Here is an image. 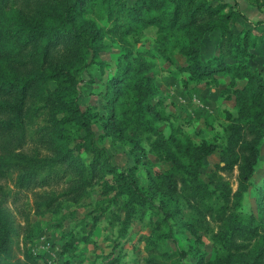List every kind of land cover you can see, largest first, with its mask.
Here are the masks:
<instances>
[{"label":"rangeland","instance_id":"1","mask_svg":"<svg viewBox=\"0 0 264 264\" xmlns=\"http://www.w3.org/2000/svg\"><path fill=\"white\" fill-rule=\"evenodd\" d=\"M202 1L183 4L184 17L192 14ZM134 2L111 0L107 7H102V0H96L76 16L77 25L98 32L100 40L95 43L96 56L89 48L80 61L68 67L80 83L67 99H78L79 108L92 122L98 146L108 150L114 165L128 170L139 160L137 176L148 196L136 204L132 220L124 225L129 198L116 196V179L110 174L99 175L77 201L62 196L73 186L72 173H62L47 187H39L45 176L40 174L29 187H20L30 157L42 160L55 155L50 145L41 142L40 134L35 135L17 151L20 156L14 159L13 167H0V204L13 225V262L148 264V259L155 257L167 263L222 264V258L232 252L234 257H241V262L251 263L257 249L264 247V222L260 221L264 138L259 162L240 208L234 205L237 200L234 194L239 188V166L246 154L239 148L236 153L228 151L232 127H238L236 138L240 137L241 145L253 140L255 133L251 129L261 121L257 111L264 100H260L257 90H252L238 103L237 91L248 87L247 80L238 79L232 84V77L224 72L196 78L184 71L189 58L182 50L184 45H192V36L176 31L162 47L165 32L161 28L154 25L130 28L125 14ZM207 3L206 11L226 5L224 13L234 9L247 16L239 15L227 22L224 45L228 47L233 38L249 35L254 47L235 59V63L247 66L264 80V0H207ZM123 5L125 9H121ZM166 8L173 14L176 5L169 3ZM207 16L203 10L200 19L208 24L219 23ZM220 39V30L204 36L200 52L203 62L219 55ZM126 56L131 61L128 65ZM141 57L144 66L139 65ZM127 69L128 77L138 71L143 73L144 83L137 86L138 78L131 83L125 80L121 87L127 93L120 92L117 101L108 104L104 95L113 79ZM73 84L62 75L52 80L50 87L73 89ZM139 91L145 95L151 110L148 117L156 131L145 127L135 130L129 122L134 104L140 99ZM39 114L40 118H34L33 131L45 127L46 133L47 127L52 126L48 110L41 109ZM62 117L58 114V118ZM112 125L119 127L115 134L109 132ZM58 127L68 137V147L88 163L92 156L85 150L79 151L77 143L84 132L68 122L59 123ZM197 148H204L205 153L199 163L191 158ZM225 157L229 159L226 161ZM171 171L178 175L171 178L175 191L149 177L158 178ZM221 184L229 185L231 202H226L225 194L217 189ZM191 185H198V193L202 195L199 199L192 196ZM216 213H224L226 219L236 223L239 234L228 239L232 230L224 229ZM252 217L257 222H252ZM239 222L244 223L245 230Z\"/></svg>","mask_w":264,"mask_h":264},{"label":"trees","instance_id":"2","mask_svg":"<svg viewBox=\"0 0 264 264\" xmlns=\"http://www.w3.org/2000/svg\"><path fill=\"white\" fill-rule=\"evenodd\" d=\"M96 0H0V167L11 168L16 157L20 156L17 151L21 150L30 138L40 134L41 142L44 141L50 145L51 150L55 152L54 156H48L42 160L35 157L29 158L27 163L28 171L20 178V187L27 188L31 183L36 182L40 174H45L39 187H47L52 181L59 179L62 173H72L70 182L73 186L62 196L70 197L77 201L82 195L88 184L92 183L99 175L110 174L116 179V196H127L126 219L123 224H128L135 213L136 204L143 198H147L145 187L142 186L137 176L139 160L128 170H121L112 163L111 155L105 147L97 144V138L92 128V122L82 112L78 105V99L69 100L68 96L73 94L74 88L80 81L70 74L68 69L72 63L80 61L87 49H93L96 56V47L100 39V34L93 29H82L77 25L76 16L82 12L88 3ZM195 0H135L131 8L126 9V17L129 20V26L143 28L154 25L165 32V37L161 39L162 47L165 48V41L170 39V35L176 31H184L185 34L192 36V45H184L183 54L189 58V65L183 69L191 76L204 78L213 73H227L232 77L231 83L236 80H247L248 87L242 91H237L236 98L240 100L246 98L253 90H257L261 101L264 99V80L260 75L252 73L245 65H238L235 59L243 57L244 54L254 47L253 41L249 35L230 40V46L225 47V34L227 22L240 15L242 18L247 16L239 11L230 9L224 13L225 6L221 5L206 11L207 0L194 7L192 14L184 17L183 4L193 3ZM111 0H102L101 6L107 7ZM176 5L175 13L170 14L167 10V4ZM191 4L187 5L190 7ZM192 7V6H191ZM110 8V6L108 7ZM121 9H125L124 5ZM208 13L212 20H218V24H208L200 18L201 13ZM233 11L235 15L233 16ZM171 15H174L172 18ZM207 16V17H208ZM133 25V26H131ZM129 28V29H130ZM128 29V30H129ZM183 29V30H182ZM221 31L219 42V55L213 57L207 62L201 58V44L207 33ZM197 44V46L193 47ZM188 44V43H186ZM68 62H67V61ZM138 60V59H136ZM230 60V61H229ZM232 61V63H230ZM130 57L126 56V65L130 64ZM139 65L143 58L139 59ZM136 70V69H135ZM128 69L118 74L110 85V90L104 95L108 104L117 101L125 80L135 82L138 78L137 86L145 81L143 73L140 71L133 73L130 77L126 74ZM65 76L73 81V89H64L58 86L51 89L52 80H58L60 76ZM73 90V91H72ZM252 91V92H253ZM140 99L134 104V110L129 122H132L135 130L150 129L152 119L148 117L151 112L149 105L145 102L142 91L138 92ZM264 102V101H263ZM31 103V104H30ZM36 104V105H35ZM42 104V105H40ZM32 106V107H30ZM142 108V109H141ZM41 109L48 110L51 127H40L33 131L32 125H35V119L40 118ZM111 116L113 107L111 106ZM28 113H32L27 116ZM62 114V118H58ZM257 115L260 122L251 129L255 133L252 141L241 145L238 127H232V138L229 143L228 151L236 153L239 148L245 152V157L239 166V188L234 194L237 199L234 203L236 208H240L242 200L250 186L255 168L259 162L260 146L264 138V103L258 109ZM109 117L111 120L112 117ZM28 118V119H27ZM35 118V119H34ZM73 123L84 132V135L77 139L78 150H85L92 157L87 163L80 156L74 154V150L68 146V137L63 133V129L58 127L59 123ZM115 120L111 122L114 124ZM106 127H110L106 125ZM145 127V128H144ZM116 125H112L109 132L115 134ZM154 128V129H153ZM48 138V139H47ZM63 145H66L64 147ZM197 153L191 155L193 161L201 162L204 148H197ZM226 161L229 157L224 158ZM176 162V160H175ZM228 165V163L226 162ZM148 175H150L148 173ZM215 175L214 177H216ZM156 180L163 183L169 189L175 191V183L171 181L172 177H178L177 172L171 171L168 174L159 175ZM26 180V181H25ZM193 185V184H192ZM190 186L191 194L199 199L202 195L198 193V185ZM174 188V189H173ZM226 196V202H231V189L229 185L221 184L217 187ZM204 196V195H203ZM205 197V196H204ZM261 201L264 202V188L262 189ZM260 202L263 213L260 221L264 222V204ZM229 208V207H227ZM224 223V229H231L228 239L238 235L236 223L226 219L223 214H215ZM215 216V218H216ZM252 222L257 220L252 217ZM245 230L242 222L238 224ZM13 225L9 220L8 214L0 204V264H22L11 261V233ZM172 232V231H170ZM171 239L173 235L170 233ZM228 250L232 251L231 248ZM255 259L251 263L241 262V257H234L232 252L227 258H222V264H263L264 247L257 249ZM235 261H233V260ZM31 262L33 260L29 258ZM34 263V262H33ZM148 264H182L181 262H161L155 257L149 258Z\"/></svg>","mask_w":264,"mask_h":264}]
</instances>
